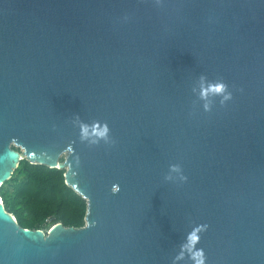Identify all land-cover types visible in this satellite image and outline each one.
<instances>
[{"label": "water", "instance_id": "95a60500", "mask_svg": "<svg viewBox=\"0 0 264 264\" xmlns=\"http://www.w3.org/2000/svg\"><path fill=\"white\" fill-rule=\"evenodd\" d=\"M24 159L66 170L85 225L0 195V264H173L203 224L207 264H264V0H0V187Z\"/></svg>", "mask_w": 264, "mask_h": 264}, {"label": "trees", "instance_id": "16d2710c", "mask_svg": "<svg viewBox=\"0 0 264 264\" xmlns=\"http://www.w3.org/2000/svg\"><path fill=\"white\" fill-rule=\"evenodd\" d=\"M65 171L24 159L0 187L7 210L23 227L47 231L59 222L85 225L87 200L67 184Z\"/></svg>", "mask_w": 264, "mask_h": 264}, {"label": "clouds", "instance_id": "9594fccd", "mask_svg": "<svg viewBox=\"0 0 264 264\" xmlns=\"http://www.w3.org/2000/svg\"><path fill=\"white\" fill-rule=\"evenodd\" d=\"M158 2H162V0H158ZM239 91L243 92V89L241 88ZM199 96L205 101H208L209 97L219 96L221 97V104L224 106H226L228 102L232 101L234 98L233 91L229 89V85L222 79L217 80L215 83L209 84L206 81V78L203 76L200 80ZM204 110L210 111V103H205ZM77 120H79L78 117ZM80 127L82 131V139L90 138V142L92 144H99L100 140H103L109 145L115 144V140H113L110 136L111 130L107 122H105L103 126H100L99 122L95 123L94 136L92 135V131H90L89 125L80 122ZM171 173H181L180 178L185 183L189 179L187 175L182 174V169L179 165L170 166V175L167 177L168 179L172 178ZM113 191H119L118 186H113ZM208 227L209 226L207 224H203L196 227L192 232L187 234L185 242L180 245V252L173 259V264H177V261L184 259L185 257L191 262V264H207V254L203 248H197L196 245L200 239L199 233L206 231Z\"/></svg>", "mask_w": 264, "mask_h": 264}]
</instances>
